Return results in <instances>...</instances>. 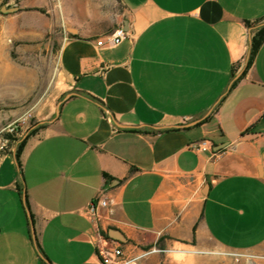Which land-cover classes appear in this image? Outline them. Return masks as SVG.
Masks as SVG:
<instances>
[{"label": "crops", "instance_id": "obj_1", "mask_svg": "<svg viewBox=\"0 0 264 264\" xmlns=\"http://www.w3.org/2000/svg\"><path fill=\"white\" fill-rule=\"evenodd\" d=\"M3 7L44 56L59 43L48 101L63 103L51 132L0 159V264H102L111 246L155 249L136 264H264V42L249 62L264 0ZM119 27V45L97 44Z\"/></svg>", "mask_w": 264, "mask_h": 264}, {"label": "rangeland", "instance_id": "obj_2", "mask_svg": "<svg viewBox=\"0 0 264 264\" xmlns=\"http://www.w3.org/2000/svg\"><path fill=\"white\" fill-rule=\"evenodd\" d=\"M20 2L1 0L4 7ZM44 12L42 9L29 12L32 29L38 32L41 28L45 30L46 17L43 16V24L40 18ZM8 17L10 13L0 11V159L7 153H15L26 139L22 155L31 144L51 132V120L56 116L60 99L48 101L56 91L59 43H54L51 59L44 56L45 51L34 47L46 41L29 40V32L23 27L24 18H16L9 25ZM13 32L21 33L20 38H13ZM250 256V252L235 253V264Z\"/></svg>", "mask_w": 264, "mask_h": 264}, {"label": "built area", "instance_id": "obj_3", "mask_svg": "<svg viewBox=\"0 0 264 264\" xmlns=\"http://www.w3.org/2000/svg\"><path fill=\"white\" fill-rule=\"evenodd\" d=\"M128 35V32L123 28L119 27L115 29L112 33L106 35L104 38L100 39L97 44L99 46H108L115 47L119 45ZM190 148L196 151L207 150L209 148V142L206 140L195 142L190 145ZM109 206V199L106 196L104 191H99L95 201L91 203L88 208V211L91 215L96 214V211L101 207L107 208ZM152 249L150 251H144L143 255L140 256H129L127 255L121 246H111L108 248H104L99 250L101 255V263L102 264H136L137 260L154 251Z\"/></svg>", "mask_w": 264, "mask_h": 264}, {"label": "trees", "instance_id": "obj_4", "mask_svg": "<svg viewBox=\"0 0 264 264\" xmlns=\"http://www.w3.org/2000/svg\"><path fill=\"white\" fill-rule=\"evenodd\" d=\"M261 20L255 22L254 24H259ZM248 26H252L253 23L250 22H246ZM264 42V23L262 25H260L254 32L252 39H251V48H250V57H249V62H251V60L253 59V57L255 56L256 52L258 51L259 47L262 45V43ZM26 144V139L23 140L17 151L15 152V156L16 158L19 160L20 155L22 153V150L24 148ZM20 194H22V185L20 186Z\"/></svg>", "mask_w": 264, "mask_h": 264}, {"label": "water", "instance_id": "obj_5", "mask_svg": "<svg viewBox=\"0 0 264 264\" xmlns=\"http://www.w3.org/2000/svg\"><path fill=\"white\" fill-rule=\"evenodd\" d=\"M16 10H17V7H12V8H6V7H3V8H2V11H3V12H13V11H16ZM69 96H70V95H67V96L64 98V100L67 99ZM62 103H63V101H59L58 106H57V108H58L57 113L59 112V107H60V105H61Z\"/></svg>", "mask_w": 264, "mask_h": 264}]
</instances>
